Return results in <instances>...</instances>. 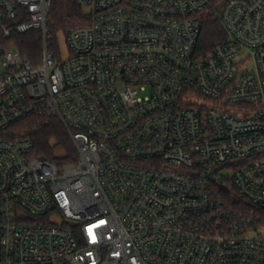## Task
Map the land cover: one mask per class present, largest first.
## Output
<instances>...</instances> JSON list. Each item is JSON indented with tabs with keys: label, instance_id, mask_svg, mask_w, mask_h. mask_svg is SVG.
I'll list each match as a JSON object with an SVG mask.
<instances>
[{
	"label": "built area",
	"instance_id": "2783aa9c",
	"mask_svg": "<svg viewBox=\"0 0 264 264\" xmlns=\"http://www.w3.org/2000/svg\"><path fill=\"white\" fill-rule=\"evenodd\" d=\"M89 24L49 50L53 0H0V264H264V0H78ZM40 31L34 65L15 35ZM10 48L12 50H10ZM57 119L63 167L13 131ZM62 218V222L57 219Z\"/></svg>",
	"mask_w": 264,
	"mask_h": 264
},
{
	"label": "trees",
	"instance_id": "16d2710c",
	"mask_svg": "<svg viewBox=\"0 0 264 264\" xmlns=\"http://www.w3.org/2000/svg\"><path fill=\"white\" fill-rule=\"evenodd\" d=\"M224 0H213V8L204 16V26L199 43L202 54L209 53L214 47L226 39L225 32L215 13L218 4ZM89 16L78 0H53L48 18V32L51 42L49 50L59 51V34L87 26ZM14 47L34 65L39 64L43 50V35L40 31L12 37ZM1 46L3 43H0ZM59 53V52H58ZM13 131L30 137L35 145L34 154L63 167L74 164L78 152L68 131L57 119L33 116L23 120L13 127ZM237 214L249 215L264 226V208H258L241 198L234 191L223 193Z\"/></svg>",
	"mask_w": 264,
	"mask_h": 264
},
{
	"label": "rangeland",
	"instance_id": "374dc122",
	"mask_svg": "<svg viewBox=\"0 0 264 264\" xmlns=\"http://www.w3.org/2000/svg\"><path fill=\"white\" fill-rule=\"evenodd\" d=\"M85 11H86V10H85ZM63 36H64L63 33H60V34H59V43H60V48H61V50H62V55H63V57H65V56H67V48H66V44H65V40H64ZM13 48H14L13 50L16 49L15 47H13ZM10 50H12V49L10 48ZM16 50H17V49H16ZM57 53H58V52H57ZM57 221H58V222H62V218H58Z\"/></svg>",
	"mask_w": 264,
	"mask_h": 264
},
{
	"label": "water",
	"instance_id": "95a60500",
	"mask_svg": "<svg viewBox=\"0 0 264 264\" xmlns=\"http://www.w3.org/2000/svg\"><path fill=\"white\" fill-rule=\"evenodd\" d=\"M227 1H228V0H224L223 2H221L220 4H218L217 7H216V10H217L218 12H220V11L222 10L224 4H225Z\"/></svg>",
	"mask_w": 264,
	"mask_h": 264
}]
</instances>
